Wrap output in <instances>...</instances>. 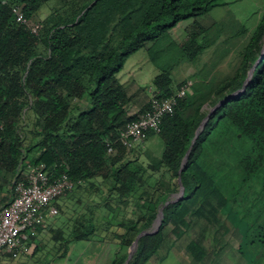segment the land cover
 <instances>
[{
	"label": "trees",
	"instance_id": "obj_1",
	"mask_svg": "<svg viewBox=\"0 0 264 264\" xmlns=\"http://www.w3.org/2000/svg\"><path fill=\"white\" fill-rule=\"evenodd\" d=\"M48 1L0 0V175L13 189L28 166L43 164L51 178L68 177L73 187L67 192L102 179L117 204L132 199L136 214L116 224L110 264L124 263L136 236L150 228L162 206L158 231L139 238L128 264H146L165 246L169 251L174 238L166 234L167 224L187 225L194 216L208 221L205 211L213 221L219 213L240 231L237 250L248 264H264V10L240 66L204 99L186 92L159 131L147 133L145 140L155 135L163 143L161 152L147 154L146 167L157 176L148 182L129 156L133 146L118 139L119 132L150 110L152 100L171 97L186 81L175 83L171 67L161 69L147 86L152 98L131 112L137 94L129 93L118 73L130 55L140 49L149 55L147 43L156 44L182 21L189 22L179 55L193 60L215 40L201 17L219 0H55L48 15L33 21ZM15 7L26 24L17 21ZM178 177L183 197L164 205L178 192ZM61 197L54 201L57 208ZM87 221L88 228H73L61 248L94 232L91 218ZM62 236L53 230V239ZM186 250L196 261L205 255L195 241Z\"/></svg>",
	"mask_w": 264,
	"mask_h": 264
},
{
	"label": "rangeland",
	"instance_id": "obj_2",
	"mask_svg": "<svg viewBox=\"0 0 264 264\" xmlns=\"http://www.w3.org/2000/svg\"><path fill=\"white\" fill-rule=\"evenodd\" d=\"M263 10L264 0H219L205 16L201 17L203 24L209 26V35L214 36L215 40L193 60L182 59L177 47L185 35V27L189 21L180 22L156 44L147 43L146 46H151L150 56L146 49L134 52L128 62L136 61L138 58V65H134L132 69L125 70L120 75V79L129 80L128 88L135 90L137 94L131 112H137L152 98V92L147 87L150 79L167 66L171 67L170 71L175 83L191 81L190 95L194 92L204 99L210 89L240 66L241 52ZM44 11L47 12L43 10L41 16L36 14L33 21H41ZM49 11L51 12V9ZM141 87L147 89L143 91ZM203 108L206 111L210 109L206 104ZM24 122L29 128L31 118L28 114ZM132 149L134 153L129 156L134 160L133 164L141 168L143 181L156 180L157 176L146 167L147 154L154 156L157 152H161L163 143L160 139L155 135L151 136L142 142L134 143ZM91 182L93 186L76 188L59 199L58 214L54 217V222L32 234V243H30L33 245V250L30 256L9 260L6 264L12 262L14 264H110L117 248V241L113 236L116 224L134 217L136 214L134 202L130 199L127 205L117 204L116 196L109 194L108 181L95 179ZM12 193V181L0 175V201L7 200ZM130 197L132 195L128 198ZM174 198L172 194L168 195V199ZM114 206L118 207L115 209ZM157 214L150 228L154 227ZM207 214L208 212L205 211L208 221L204 217L194 216L187 220V225L175 220L170 221L165 227L166 234L174 238V244L169 251L176 254L175 257L181 264H248L237 250L240 227L233 223L234 228L239 231L237 233L219 213L216 215L217 221H213ZM90 218L95 227L94 232L90 233L88 238L69 242L61 248L60 242L63 238H67L73 228H88L87 220ZM54 229L61 231L62 238L53 239ZM175 229L180 233L179 237L172 232ZM99 230H105L107 235L98 233ZM190 241H195L205 251L200 261L194 260L187 252L186 245ZM166 248V246L162 247L150 261L155 263L159 260L168 252L165 251ZM4 262L5 258L0 264H5Z\"/></svg>",
	"mask_w": 264,
	"mask_h": 264
},
{
	"label": "built area",
	"instance_id": "obj_3",
	"mask_svg": "<svg viewBox=\"0 0 264 264\" xmlns=\"http://www.w3.org/2000/svg\"><path fill=\"white\" fill-rule=\"evenodd\" d=\"M18 22L27 23L23 12L13 8ZM38 26L31 30L37 32ZM192 82L186 81L174 95L161 100H152L150 110L137 119L128 122L119 132L118 139L128 141L129 146L145 140L149 131L158 132L162 118L172 114L177 99L190 92ZM73 183L66 175L55 178L48 176L44 165H30L22 179L16 181L10 202L0 206V259L8 256L17 259L32 253L30 235L37 232L45 223V217H54L58 208L54 201L71 190Z\"/></svg>",
	"mask_w": 264,
	"mask_h": 264
},
{
	"label": "crops",
	"instance_id": "obj_4",
	"mask_svg": "<svg viewBox=\"0 0 264 264\" xmlns=\"http://www.w3.org/2000/svg\"><path fill=\"white\" fill-rule=\"evenodd\" d=\"M53 1H55V0H50V1H48L47 3H45L44 5H42L40 8H39V10H38V12H37V14L38 15H40L41 16V12L43 11V10H47V12L46 11H44V13H43V16L45 17L46 15H48L49 13H50V11H49V9H51L52 8V6H56V2H55V4H52L53 3ZM58 3V2H57ZM50 4V5H49ZM49 12V13H48ZM43 17V18H44ZM42 18V17H41ZM131 56V55H130ZM130 56L127 58V60L125 61V63H124V66H123V68H122V70L118 73V77H119V79H120V75H121V73L122 72H124L125 70H130V69H132L133 68V66L134 65H138L137 63V60H138V58H137V60L136 61H130V62H128L129 61V58H130ZM155 75H157V73L156 74H154L152 77H151V79L155 76ZM151 79H150V81H151ZM120 81L126 86V87H129V80L128 81H126V80H122V79H120ZM135 92V90H133V89H129V93H134ZM12 197V196H11ZM11 197L9 196V198L7 199V200H3V201H0V206H5V205H7L9 202H10V200H11ZM55 217V216H54ZM54 217H50V216H46V221H45V223L46 224H44V227L47 225V227L51 224V223H53L54 222ZM44 229V228H43ZM32 243V242H31ZM32 249H33V245H32ZM169 252H171L170 254H169ZM175 253L174 252H172V251H168L167 253H164L161 257H160V261L159 260H157L155 263H152L150 260L146 263V264H181V262H180V260L178 259V258H176L175 257ZM30 256V255H29ZM169 256V257H168ZM25 256H21V257H19V258H24ZM3 258H5V264L6 263H8L9 262V260H12V259H10L8 256H4V257H2V259ZM2 259H0V261L2 260ZM21 261H23V260H21ZM11 264H14L13 262L11 263Z\"/></svg>",
	"mask_w": 264,
	"mask_h": 264
},
{
	"label": "water",
	"instance_id": "obj_5",
	"mask_svg": "<svg viewBox=\"0 0 264 264\" xmlns=\"http://www.w3.org/2000/svg\"><path fill=\"white\" fill-rule=\"evenodd\" d=\"M228 98H225L224 100H222L220 103H223L227 100ZM204 126V121L200 124V126L198 127V129L196 130V133H195V136L193 138V141L192 143L195 141V138L198 136L199 134V131L203 128ZM190 148L188 149L187 151V154L184 156L183 158V165L185 164V162L187 161L188 159V152H189ZM178 183H179V190L177 193H174L173 194V197H175L174 199H169L167 201L164 202V205L168 204L169 202H175V201H178L180 200L182 197H183V194H184V188L182 186V183H181V179L180 177H178ZM162 219H163V206L159 208L158 210V214H157V218L155 220V225L154 227L152 228H149L147 230H142L135 238V240L133 241L132 245L130 246V248L128 249V255H127V258L126 260L124 261L123 264H128L129 260L131 259L132 255L134 254V252L136 251L137 249V245H138V240L141 236L143 235H147V234H152V233H155L158 231V228L162 222Z\"/></svg>",
	"mask_w": 264,
	"mask_h": 264
}]
</instances>
